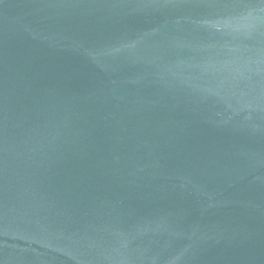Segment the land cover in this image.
I'll return each instance as SVG.
<instances>
[{"label":"water","instance_id":"95a60500","mask_svg":"<svg viewBox=\"0 0 264 264\" xmlns=\"http://www.w3.org/2000/svg\"><path fill=\"white\" fill-rule=\"evenodd\" d=\"M0 264H264V0H0Z\"/></svg>","mask_w":264,"mask_h":264}]
</instances>
